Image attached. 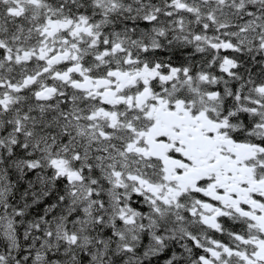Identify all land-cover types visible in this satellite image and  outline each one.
Segmentation results:
<instances>
[{
	"label": "snow or ice",
	"instance_id": "6c2138e0",
	"mask_svg": "<svg viewBox=\"0 0 264 264\" xmlns=\"http://www.w3.org/2000/svg\"><path fill=\"white\" fill-rule=\"evenodd\" d=\"M0 264H264V0H0Z\"/></svg>",
	"mask_w": 264,
	"mask_h": 264
}]
</instances>
